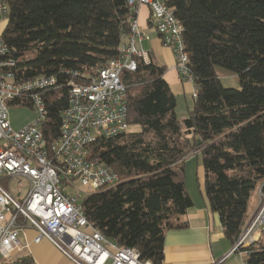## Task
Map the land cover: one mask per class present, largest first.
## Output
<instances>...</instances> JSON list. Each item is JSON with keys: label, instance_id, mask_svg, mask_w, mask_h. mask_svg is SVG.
Returning a JSON list of instances; mask_svg holds the SVG:
<instances>
[{"label": "trees", "instance_id": "16d2710c", "mask_svg": "<svg viewBox=\"0 0 264 264\" xmlns=\"http://www.w3.org/2000/svg\"><path fill=\"white\" fill-rule=\"evenodd\" d=\"M7 25L2 37L16 61L18 81L56 76L58 89L44 96L51 143L61 131L70 83H86L110 61L130 33L127 0H0ZM183 25L188 67L198 88L183 121L164 79L166 67L151 55L123 70L130 129L89 147L119 177L116 186L83 197L88 221L141 259L165 261L170 230L185 229L192 208L185 165L201 155L203 192L234 246L248 227L249 205L264 185V0H168ZM151 23V22H150ZM223 67L239 78L226 88ZM76 73H81L80 77ZM24 106V105H22ZM24 107H29L25 105ZM7 187L8 181L2 182ZM5 183V184H4ZM250 264H264V235L249 248ZM10 264H34L30 258Z\"/></svg>", "mask_w": 264, "mask_h": 264}, {"label": "built area", "instance_id": "2783aa9c", "mask_svg": "<svg viewBox=\"0 0 264 264\" xmlns=\"http://www.w3.org/2000/svg\"><path fill=\"white\" fill-rule=\"evenodd\" d=\"M127 1L133 13L129 17L130 33L120 45V57L99 69L88 82L70 83L60 135L51 143L45 134L49 110L44 96L58 89V78L39 76L18 81L16 61L0 35V263L12 260L21 246L20 233L30 225L38 233L36 243L48 239L75 264H153L141 259L137 249L105 237L88 221L81 204L84 196L120 182L101 158L91 155L89 147L97 140L125 135L130 129L121 72L135 71L137 58L146 64L151 62L150 54L137 47V42L149 39L139 30L138 7L150 8L152 24L163 44L174 51L181 79L193 82L183 25L168 0ZM0 12H4L2 4ZM197 91L195 86V97ZM22 105H29L36 118L14 130L9 111ZM21 178L30 185L23 203L2 183L8 181L9 185L11 180ZM258 192L259 207L225 260L234 257L236 264H250L248 250L264 235V185Z\"/></svg>", "mask_w": 264, "mask_h": 264}, {"label": "crops", "instance_id": "0c3cea01", "mask_svg": "<svg viewBox=\"0 0 264 264\" xmlns=\"http://www.w3.org/2000/svg\"><path fill=\"white\" fill-rule=\"evenodd\" d=\"M136 17L139 30L149 38L141 43L137 42V47L147 51L158 63L166 67L164 79L176 96L177 102L178 96L184 93L191 91L194 96L195 84L181 79L176 69L174 51L163 44L152 24L150 8L146 5L138 7ZM6 25L7 19L0 17V35ZM195 156L198 155L190 156L188 161ZM203 186L204 181H186L187 192L193 201L192 208L184 217L188 227L167 232L163 264H236V261H231L232 258L225 260L233 245L225 238L219 216L210 211ZM255 211L256 208L250 218ZM37 234L34 227L26 226L19 236L21 246L14 252L12 260L2 261L0 264H10L24 258L32 259L34 264H75L48 239L44 238L36 243Z\"/></svg>", "mask_w": 264, "mask_h": 264}, {"label": "rangeland", "instance_id": "374dc122", "mask_svg": "<svg viewBox=\"0 0 264 264\" xmlns=\"http://www.w3.org/2000/svg\"><path fill=\"white\" fill-rule=\"evenodd\" d=\"M0 17L3 20L6 19L1 12H0ZM170 48L172 49V47ZM216 73L224 87L236 88V89L240 88L239 78L236 74L232 73L231 71L223 67H216ZM194 100L195 98L191 91L178 96V106L176 111L179 120L183 121L188 117L189 110L193 108ZM35 118H36L35 113L28 107L14 106L9 111V121L14 130L22 129L23 127L33 122ZM204 175H205L204 167H203V161L201 155L195 156V158H191L190 161H188L187 159L185 165V181H204ZM7 186H8V190L12 193V195L16 198V200H18L20 203H23L30 190L29 182L23 178L13 179L11 180L9 185L7 184ZM20 190H21V194L19 195ZM260 199L261 196L259 195V192H256L253 195L249 205V210H248L249 217L251 216L255 208L257 211L260 204ZM230 258H232L231 261L233 262L236 261L234 257H230Z\"/></svg>", "mask_w": 264, "mask_h": 264}]
</instances>
